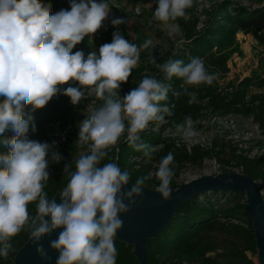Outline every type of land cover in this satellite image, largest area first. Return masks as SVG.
I'll return each instance as SVG.
<instances>
[{
    "label": "clouds",
    "instance_id": "1",
    "mask_svg": "<svg viewBox=\"0 0 264 264\" xmlns=\"http://www.w3.org/2000/svg\"><path fill=\"white\" fill-rule=\"evenodd\" d=\"M193 3L158 0L152 19L161 22L169 36L180 35V26L174 21L185 17ZM109 12L108 0H73L70 9L56 12L41 0H0V97L4 98L0 101V137L9 129L14 133L11 138L0 139V145L7 148L0 153V257H8L13 251L12 238L29 225V239L41 259H51L41 238L62 229L58 238L50 241L51 249L59 253L55 264H116L114 238L123 225L120 213L129 212L136 204L134 195H143L145 178L137 179L122 192L130 180L129 173L114 162L98 165L106 155L103 149L116 144L125 130L122 113L130 122V143L149 121L164 120L161 113H169V108L159 102L167 99L169 87L146 76L122 102L108 99L82 122L78 144L91 141V152L76 161V170L60 193V203L49 199L44 191V182L49 179L46 157L50 146L28 136L31 113L43 108L57 94L59 85L75 80L103 98L105 92L116 96L121 83L128 81L140 59V49L119 30L113 33L111 43L100 46L99 54L92 51L85 59L82 51L71 53L85 36L97 33ZM124 22L118 17L111 20L114 27ZM152 43L147 39L141 47L146 49ZM161 71L167 79L175 76L189 86L211 85L217 78L208 73L199 57L186 65L182 60H170ZM64 94L73 104L84 95L77 87H67ZM188 103H198L195 93ZM193 126L194 121L187 116L177 128L184 130L185 138H191L196 135ZM52 158L61 159L56 153ZM173 160L169 152L155 173L159 180L155 191L165 201L172 197L170 184L175 173L169 165ZM125 197L129 204L124 202ZM33 202L37 214L30 218L28 206Z\"/></svg>",
    "mask_w": 264,
    "mask_h": 264
},
{
    "label": "trees",
    "instance_id": "2",
    "mask_svg": "<svg viewBox=\"0 0 264 264\" xmlns=\"http://www.w3.org/2000/svg\"><path fill=\"white\" fill-rule=\"evenodd\" d=\"M41 2L51 4L53 0H41ZM71 3L72 0H66L63 5L70 9ZM195 5L193 3L191 8L186 9L185 17L175 21L180 26L182 33L180 37L186 42V48L181 50L179 54L170 55V60H182L186 65L192 58L199 57L205 62V68L210 74L220 75V73L228 72V60L234 51L239 50L236 42L238 33L253 34L260 44H264V4L254 9L239 7L230 10V6L233 4L230 0H225L217 7L207 27L202 31L197 30V18L193 14L188 16ZM116 31L110 26V31L104 34V43H111L113 33ZM120 34L129 41V37L121 32ZM76 51H82L86 59L92 51H95V46L85 36L80 43L71 49L72 54ZM145 58L148 60L150 69H154L156 62L148 56ZM139 74L140 72L131 71L128 82L134 78L138 79ZM157 79L162 85L169 87L167 99L160 101L159 105H173L177 108L173 112L170 122L173 120L176 124L182 125L187 116H191L192 120L195 119L201 107L202 99L207 97L209 106L215 113L237 112L253 115L254 120L264 130V94L248 96L252 85L258 84L264 87V79L260 78L256 81L257 78H245L230 97L217 94L216 89L212 86L213 83L211 85L203 84V88L200 89L189 88L182 86L183 80L181 78L173 76L171 80L167 79L163 71H159ZM67 87H77L82 90L86 86L80 85L75 80L59 85L57 94L43 108L31 113L33 119L30 123L29 138L47 143L50 146L46 157L49 179L44 182V191L49 199H53L57 193L66 187L70 174L76 170L75 164L79 158L67 160V155L75 156L83 147V145L78 144L79 138L76 136L74 128L70 137L65 141H53L50 137L54 129L69 123L72 113L76 112L71 98L64 94ZM193 93H195L198 103L189 104L188 100ZM3 99L0 97V101ZM32 125L35 126L34 131ZM13 135L14 133L9 129L0 139L11 138ZM161 142L159 136H146L143 143L147 147L142 153H148L146 157L152 163L160 164L162 158L172 152L174 160L169 165L172 169L191 162L201 164L213 153V150L205 151L199 147H194L191 152H188L186 148L176 147L173 143L165 144L161 150H155L154 145ZM88 143L91 145V141ZM134 145L135 143L129 141L122 143L118 147L117 154L109 153L108 147L103 149L106 155L98 166L102 167L109 162L117 163L121 171L129 173L131 184L134 185L137 179L143 177L145 179L141 187L155 189L159 183L151 178L152 166L132 162L133 156L140 154V152H136ZM6 151L7 148L0 145V153ZM53 153L59 155L61 159L59 161L54 160L52 158ZM237 160L243 174L251 176L258 183H264V157L240 156ZM170 187L179 188L173 179ZM210 194L228 195L237 204L229 209H220L212 205L209 199H206L207 193H204V201H200V197L197 196L183 203L169 226L157 238L149 240L147 251L151 264H183L184 262L194 264H257L253 258L257 257L256 240L252 223L245 213L247 200L244 194L232 191H212ZM28 207L30 218L35 217L37 214L36 202L29 204ZM219 215L240 223H221L218 221ZM30 230L29 225H26L24 231L12 238L13 251L9 252L6 259L0 257V262L13 264L15 255L29 239ZM114 239L117 249L116 264H139L132 254L133 247L119 242L116 237Z\"/></svg>",
    "mask_w": 264,
    "mask_h": 264
},
{
    "label": "rangeland",
    "instance_id": "3",
    "mask_svg": "<svg viewBox=\"0 0 264 264\" xmlns=\"http://www.w3.org/2000/svg\"><path fill=\"white\" fill-rule=\"evenodd\" d=\"M225 0H194L196 4L188 16H195L198 20L197 30L202 31L207 27L211 17L213 16L217 7ZM233 5L230 10L244 7L254 9L262 4L264 0H230ZM66 0H53V12L61 9H69L65 6ZM73 2V0H72ZM100 2V0H96ZM110 4L109 17L103 22V26L97 33L86 36L91 44L95 46V52L99 54V48L104 43V34L110 31V26L113 30H119L122 34L129 37V41L136 44L140 49V59L137 66L132 69V72H140L138 79H131L129 82L121 83L116 90V96H109L105 92L104 97H98L93 88L84 87L81 91L84 93L81 100L74 104L75 111L72 113L69 123L62 127L56 128L50 134L53 141L62 142L70 137L71 131L74 128L75 134L79 138V131L82 122L88 119L91 114L105 106L108 99L113 101H123V97L130 93L131 90L139 86L141 78L152 77L157 79V74L161 71V66L170 61V55H176L185 50L186 42L182 40L180 35H168V30L159 21L152 19L153 12L158 5V0H108ZM122 18L125 22L119 26H113L111 20L113 18ZM175 23V21H174ZM264 36V33H263ZM153 41L148 48H142L141 45L147 40ZM236 42L238 44L237 51L232 53L228 60V72L220 73L213 81L212 86L216 89V93L223 97H230L237 89L238 85L249 77L264 79V44H260L258 39L253 34H244L242 32L236 35ZM148 56L153 59L155 68L150 69ZM205 65V62H204ZM208 71V70H207ZM209 73V72H208ZM182 86L189 88L200 89L203 84L199 86H189L184 83ZM260 93L264 94V87L258 84L252 85L248 96H255ZM164 107L166 105H160ZM169 108V113H161L164 116L163 121L152 120L149 121L148 126L137 133V139L134 142L136 152L140 154L133 156L135 163L146 164L152 166L151 178L159 183L155 173L159 164L152 163L144 153L146 147L143 140L146 136L156 135L161 138V143L155 144V150H161L165 144H175L176 147L186 148L191 152L194 147H199L205 151L213 150L212 155L206 158L201 164L186 163L181 166L173 168L175 175L173 180L177 186L185 183H190L193 180L199 179L203 176H216L222 173H242V169L238 166L237 158L240 156H247L249 158L264 157V130L254 120L253 115H245L242 113L232 112L225 114H217L209 106V99L205 97L202 99L201 107L194 121V130L196 135L191 138H185L184 130H178L177 125L170 118L177 110L173 105L166 106ZM125 130L117 140L116 144L108 146L109 153H118V147L122 143L128 141V128L130 127L129 119L122 113ZM91 152V145L89 143L83 144L81 150L75 156L67 155V160L80 158ZM218 153V157H217ZM221 161H219V160ZM262 194L264 197V183L259 182ZM155 190V189H152ZM207 193L206 199L210 203L220 209H229L234 207L237 203L228 195H212ZM200 201L205 200L204 193L199 195ZM194 199V198H193ZM221 223L240 222L227 219V217L219 215ZM258 264L257 257H253ZM183 264H194L184 262Z\"/></svg>",
    "mask_w": 264,
    "mask_h": 264
},
{
    "label": "water",
    "instance_id": "4",
    "mask_svg": "<svg viewBox=\"0 0 264 264\" xmlns=\"http://www.w3.org/2000/svg\"><path fill=\"white\" fill-rule=\"evenodd\" d=\"M133 184L122 187V192ZM170 200H163L159 193L152 189L142 188V196H133L137 202L127 213H120L123 221L122 229L117 233V240L133 247L132 254L139 264H151L147 251L149 240L157 238L171 223L179 207L193 198L210 191H232L244 194L247 203L245 213L252 223L256 240L258 264H264V197L259 183L251 176L243 173H222L216 176H203L190 183L182 184L178 189L172 188ZM60 193L54 196L61 202ZM124 202L130 201L125 197ZM50 220V217H45ZM62 229H55L51 234L41 238L40 243L47 250L50 260L41 259L30 239L15 255L13 264H55L58 252L50 247V241L58 238ZM0 264H4L0 262Z\"/></svg>",
    "mask_w": 264,
    "mask_h": 264
}]
</instances>
